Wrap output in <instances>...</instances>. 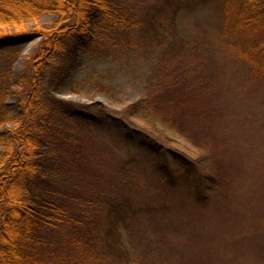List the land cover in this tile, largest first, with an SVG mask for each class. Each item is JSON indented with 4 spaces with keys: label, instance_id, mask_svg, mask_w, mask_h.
<instances>
[{
    "label": "trees",
    "instance_id": "trees-1",
    "mask_svg": "<svg viewBox=\"0 0 264 264\" xmlns=\"http://www.w3.org/2000/svg\"><path fill=\"white\" fill-rule=\"evenodd\" d=\"M211 3L219 5L235 35L249 34L236 44L254 42L261 57L256 70L263 73L256 76H264V0H0V27L13 30L0 35V264H48L54 251L63 264H72L77 251L88 252L100 241L99 264L112 259L130 264L123 238L134 213L118 197L86 189L80 127L96 139L126 140L197 205H207L217 194L222 176L208 172L215 170L212 164L202 168L199 159L166 146L181 136L204 153L203 159L215 154L205 145L210 122L221 117L218 108L195 94L191 71L175 66L184 49L199 48L193 38L178 39V14L196 13ZM168 12L173 15L166 17ZM45 16H56L55 24L26 28ZM41 36L38 51L15 76L23 43ZM135 39L148 54L134 64ZM100 42L103 52L96 51ZM247 53L253 61V52ZM87 54L90 61L111 62L133 73V68L144 69L142 95L125 105L123 113L150 131L131 127L100 101L77 104L57 96L67 86L81 93L89 85L117 100L107 83L109 72L95 70V75L75 78Z\"/></svg>",
    "mask_w": 264,
    "mask_h": 264
},
{
    "label": "rangeland",
    "instance_id": "rangeland-1",
    "mask_svg": "<svg viewBox=\"0 0 264 264\" xmlns=\"http://www.w3.org/2000/svg\"><path fill=\"white\" fill-rule=\"evenodd\" d=\"M177 20L178 39L193 38L199 43V53L193 48H187L188 53L184 49L175 66L191 71L193 91L209 104H216L219 112L211 109L221 117L210 122V139L205 145L207 150L215 151L214 155L207 154L203 159L204 153L181 136L166 142V146L191 160L199 159L202 168L212 164L215 170L208 172L222 176L217 194L206 206L197 205L185 190L169 185L158 165L126 140L114 136L96 139L89 129L80 127L77 138L85 142L81 152L88 166L86 189L92 187V191L99 190L106 197H118L134 213L123 238L130 256L126 262L130 264H264V76H256L261 57L256 56L252 40L236 44L249 39V34L235 35L216 3L196 13L182 11ZM55 21L56 16H45L29 22L26 28L53 26ZM12 31L0 27V35ZM43 40L41 36L23 43L13 66L15 76ZM135 40L134 64L148 54L140 40ZM103 48L101 43L96 51ZM249 50L255 57L253 61L249 60ZM195 53L199 54L196 58ZM88 58V54L82 56L75 78L95 75V70L109 72L107 83L117 100L95 93L89 85L81 93L67 86L57 96L77 104L100 101L112 114L125 117V105L142 95L144 69L133 68V73L111 62ZM16 100V95L10 97L13 105ZM125 118L131 127L150 131L140 120ZM100 247L101 241L91 245L88 252L77 251L72 264H99L96 258ZM48 261L63 264L56 251L50 253ZM111 264L123 263L112 259Z\"/></svg>",
    "mask_w": 264,
    "mask_h": 264
},
{
    "label": "water",
    "instance_id": "water-1",
    "mask_svg": "<svg viewBox=\"0 0 264 264\" xmlns=\"http://www.w3.org/2000/svg\"><path fill=\"white\" fill-rule=\"evenodd\" d=\"M29 40H31V39H27V40H25V42H27V41H29Z\"/></svg>",
    "mask_w": 264,
    "mask_h": 264
}]
</instances>
